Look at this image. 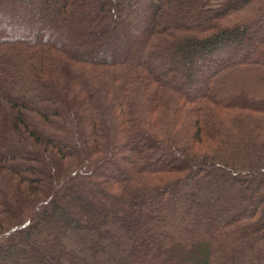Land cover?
Returning <instances> with one entry per match:
<instances>
[{
	"label": "trees",
	"instance_id": "trees-1",
	"mask_svg": "<svg viewBox=\"0 0 264 264\" xmlns=\"http://www.w3.org/2000/svg\"><path fill=\"white\" fill-rule=\"evenodd\" d=\"M0 264H264V0H0Z\"/></svg>",
	"mask_w": 264,
	"mask_h": 264
}]
</instances>
